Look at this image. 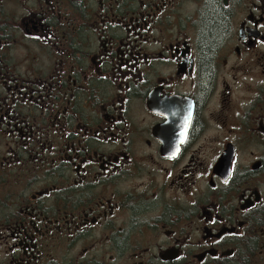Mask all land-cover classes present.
I'll list each match as a JSON object with an SVG mask.
<instances>
[{"label":"flooded vegetation","instance_id":"obj_1","mask_svg":"<svg viewBox=\"0 0 264 264\" xmlns=\"http://www.w3.org/2000/svg\"><path fill=\"white\" fill-rule=\"evenodd\" d=\"M0 264H264V0H0Z\"/></svg>","mask_w":264,"mask_h":264}]
</instances>
